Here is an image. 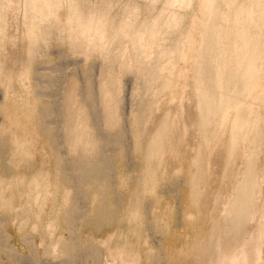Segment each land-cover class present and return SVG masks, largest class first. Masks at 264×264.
I'll return each mask as SVG.
<instances>
[{
    "label": "rangeland",
    "instance_id": "obj_1",
    "mask_svg": "<svg viewBox=\"0 0 264 264\" xmlns=\"http://www.w3.org/2000/svg\"><path fill=\"white\" fill-rule=\"evenodd\" d=\"M0 1V13L3 14H0V264H121V251L135 256L134 264H201L203 241L211 238L212 226L220 223L221 212L224 214L223 209L231 206L230 198L244 181L245 161L251 155L254 182L246 188L251 189L250 207L254 209V215L244 223L248 232L254 227V232L259 229V248L252 256L255 259L260 254L258 264H264V99L261 98L264 95L261 90L264 88V71L261 78L255 77L260 84L252 91L255 93L256 90V96L252 92L249 93L253 95L247 94L251 97L243 95L248 91L242 92V96L238 94V110H235L241 114L242 110L247 111L245 105L261 99L258 105L257 102L252 104L257 106L254 109L251 105V109L258 111L256 107L261 103L262 110L256 113L248 109L250 116L260 118L261 125H254L256 120L253 118L246 129L256 134L257 129L255 131L253 127L260 125L258 132L262 138L258 140L259 137L253 133L249 135L243 129L246 138L241 132V138L237 140V145L240 144L230 157L225 153L228 137V123L225 122L219 129L218 141L213 142L209 152L203 155L202 177L197 170L201 131L190 93L191 81L182 73L201 59V56H195L192 47L203 31L205 20L211 21L204 11V0L181 4L171 0ZM50 3L57 7L54 9ZM218 3L220 14L214 21L217 29L222 28L223 32L213 35V47L222 45L225 48L222 56H228L225 52L230 54L238 40L246 34L252 37L256 32L258 70L259 66H264V0L260 3L259 24L253 30L244 26L245 15L240 20L234 15L238 7L250 6L251 0H220ZM36 7L43 10L36 11ZM44 8L50 9L49 12ZM76 10L78 12L74 14ZM90 19L100 21V32L81 31L85 21ZM151 21L162 25L158 26L162 30L156 27L154 34H161V39L167 35L166 39L163 37L164 41L162 39L163 44L156 39L159 36L152 38L153 35L148 34L144 25ZM166 22H171V26ZM103 25L107 26L104 27L106 30ZM140 26L145 31H141ZM139 29L142 44L137 40ZM120 30L122 34L119 35ZM189 32L191 41L186 38ZM157 45L159 48L155 47ZM139 51L144 58L137 54ZM159 67L164 70V75L163 70L157 71ZM262 70L264 67L260 73ZM165 74L166 78L162 79ZM203 81L207 84L200 81L201 85L204 83L209 90L217 89L211 85L212 81ZM235 111L231 117L237 116ZM179 115H183V129L187 131H184L183 141H176L167 134L170 121ZM249 136L255 137V141L250 139L253 146L256 145L254 148L249 144ZM244 150L246 152H242ZM246 153L250 156L242 157Z\"/></svg>",
    "mask_w": 264,
    "mask_h": 264
},
{
    "label": "bare ground",
    "instance_id": "obj_2",
    "mask_svg": "<svg viewBox=\"0 0 264 264\" xmlns=\"http://www.w3.org/2000/svg\"><path fill=\"white\" fill-rule=\"evenodd\" d=\"M19 1V0H18ZM23 1V0H22ZM46 0H43V2H45ZM48 2L50 1V0H47ZM128 1H130V0H128ZM153 1V0H152ZM157 1V0H156ZM166 1V0H165ZM168 1V0H167ZM170 1V0H169ZM172 1H175V2H177V1H179L180 2V4H181V2H188L189 0H171V2ZM190 1H193V0H190ZM189 1V2H190ZM203 1V0H202ZM205 1V2H204ZM203 2H204V4H205V10L204 11H206V15L208 16V18H209V20L211 19V21L208 23L206 20H205V22H204V25H203V31L201 32V34L199 35V38L197 39V40H195L194 41V45H193V47H192V50L194 51V54H195V56L197 55H199V56H201V59H197L196 60V62L195 63H192L191 64V66L189 67V69L188 70H185L183 73H182V75L183 74H185V76H189V79H190V81H191V90H190V93H191V96H192V98L194 99V104H195V108H194V112H195V116L197 117L196 118V121H197V126L199 127V130L201 131V149L198 151V174H199V176L200 177H202L203 176V155H205V154H207L208 152H209V148H210V145H212V143L213 142H216V141H218V138H219V129H220V127H222L223 125H224V123L225 122H227L228 123V129H227V140H226V147H225V153H226V155H230V157H231V155L232 154H234L235 152H236V145H237V140H238V137H239V140H240V138H241V136H240V134H241V132L242 133H245L246 131H247V127L249 128L250 126H249V124L251 125V119L253 120V118H254V115L253 116H250V110H254L255 108V106H257L258 105V102H260L261 101V99L259 98V96H261L262 94H263V90H264V88L263 89H261L262 90V94L261 95H259L257 98L258 99H260V101L258 100V102L257 101H255V102H257V105H254V107H253V105L252 104H254L255 102H252L251 104L250 103H248V104H250V105H245V107L247 108V111H248V113H247V111L245 110V111H243V112H246V113H243L242 111H241V114H239L240 113V111H239V113L237 112V111H235L238 107H237V98H238V94H239V96H242V95H240L242 92L244 93L245 91H248L246 94H243V95H245L246 97H251L250 95L249 96H247V94L249 93V92H252L253 90H254V88L256 87V86H258V84H259V82H258V78L255 80V77L256 76H258V77H260V76H263V71L264 70H262L261 71V73H260V70L264 67V66H259V68H258V70H257V66H256V63H255V61H256V58H255V56L257 55V53H259V52H257L256 50L259 48H257L256 47V43L254 44V41L256 42L257 41V38H256V35H258V34H256V32H253L254 34L252 35V37H250L248 34H246V36H245V32L243 31V34H244V36L245 37H243L242 39H240V41L238 40V42H236L235 40V44H234V46H233V51H231V53L229 54V53H227V52H225L228 56H222V54H223V50L225 49V48H223L222 47V45L218 48V47H213L214 45V39H213V35L214 34H221L222 32H223V30H218L217 29V27L215 26V21H214V19H216L215 17H217L220 13H219V9H218V1H220V0H204ZM238 1V0H237ZM252 1V3H251V5L250 6H246V7H244V6H240V7H238V9L234 12V15H235V18L236 19H238V20H240V19H243V17H244V15H245V19H246V25H244V26H246L248 29H251V30H253V29H256V27L258 26V24H259V22H258V16H260L259 14H260V12H259V10H260V3H261V0H251ZM27 1L25 0V3H26ZM34 2H36L35 0H34ZM37 2H38V0H37ZM41 2V1H40ZM53 2V1H52ZM55 2H56V0H55ZM54 2V3H55ZM68 2V1H67ZM75 2H77L76 0H75ZM119 2V1H118ZM133 2H135V1H133ZM132 2V3H133ZM154 2V1H153ZM0 3H1V1H0ZM7 3V2H6ZM9 3H10V1H9ZM9 3H7V5L9 4ZM64 3V2H63ZM69 3V2H68ZM71 3V2H70ZM128 3V2H127ZM2 4V3H1ZM24 4V3H23ZM40 4V3H39ZM42 4V3H41ZM40 4V5H41ZM87 4V3H86ZM85 4V5H86ZM101 4V3H100ZM151 4V3H150ZM149 4V5H150ZM166 4V3H165ZM185 4V3H184ZM184 4H182L183 6H184ZM186 4H188V3H186ZM202 4V3H201ZM249 4V3H248ZM5 5V4H4ZM3 5V6H4ZM10 5V4H9ZM9 5H8V7H9ZM26 5V4H25ZM47 5V4H46ZM49 5V4H48ZM50 5H53V4H51L50 3ZM56 5H57V3H56ZM61 5V4H60ZM60 5H58V6H60ZM168 5V4H167ZM167 5H163V6H166L167 7ZM190 5V4H189ZM264 5V4H263ZM19 6V5H18ZM17 6V7H18ZM28 6H30V5H28ZM36 6H38L37 4H36ZM54 7V9L57 7H55V5H53ZM72 6V5H71ZM71 6H70V8H71ZM79 6V5H78ZM83 6V5H82ZM13 7V6H12ZM27 7V6H26ZM25 7V8H26ZM34 7H35V5H34ZM43 7V6H42ZM40 8V9H38L37 7H36V11L37 10H40L41 11V9L43 10V8ZM49 7V6H48ZM73 8H75L76 7V5L75 6H72ZM80 7V6H79ZM131 7V6H130ZM170 7V6H169ZM175 7V6H174ZM182 7V6H181ZM193 7V6H192ZM196 7V6H195ZM232 7V6H231ZM2 9H3V7H1ZM15 8V7H14ZM46 8H47V6H46ZM46 8H44L45 10H47ZM81 8V7H80ZM99 8H101V7H99ZM133 8V7H132ZM163 8H165V7H163ZM186 8H187V6H186ZM1 9V10H2ZM30 9V8H29ZM31 9H32V7H31ZM35 9V8H34ZM49 9V8H48ZM67 9H69V8H67ZM97 9H98V6H97ZM137 9V8H136ZM204 9V8H203ZM11 10V9H10ZM17 10H19V9H17ZM16 10V11H17ZM50 10V9H49ZM49 10H47V12H49ZM126 10H127V8H126ZM133 10H135V9H133ZM152 10V9H151ZM154 10V9H153ZM165 10H166V8H165ZM176 10V9H175ZM174 10V11H175ZM3 11V10H2ZM7 11V10H6ZM22 11H23V9H22ZM26 11H27V8H26ZM35 11V10H34ZM35 11V12H36ZM40 11H38V13L40 12ZM57 11V10H56ZM55 11V12H56ZM69 11V10H68ZM71 11H72V9H71ZM73 11H74V9H73ZM95 11V10H94ZM163 11H164V9H163ZM44 12V11H43ZM46 12V14L48 15V14H50V13H47ZM53 12V11H52ZM78 11L76 10V12H74V14L75 13H77ZM99 12V11H98ZM103 12V11H102ZM106 12V11H105ZM108 12V11H107ZM134 12V11H133ZM202 12V11H201ZM2 13V12H1ZM0 13V14H1ZM13 13V12H12ZM19 13V12H18ZM27 12H25V14H26ZM29 13V12H28ZM31 13V12H30ZM38 13H37V16H38ZM73 13V12H72ZM80 13V12H79ZM130 13V12H129ZM131 13H132V11H131ZM136 13H137V11H136ZM152 13V12H151ZM164 13V12H163ZM162 13V14H163ZM205 13V12H204ZM224 13V12H223ZM33 14V13H32ZM35 14V13H34ZM57 14V13H56ZM70 14V13H69ZM90 14V13H89ZM125 14V13H124ZM134 14V13H133ZM161 14V13H160ZM161 14V15H162ZM167 14V13H166ZM3 14H1V16H2ZM7 15V14H6ZM42 15V13L39 15V17ZM51 15H53L52 13H51ZM55 15V14H54ZM83 15V14H82ZM100 15V14H99ZM104 14H102V16H103ZM131 15V14H130ZM130 15H128V17H130ZM134 15H136V14H134ZM157 15V14H156ZM170 15L172 16L173 15V13L171 14L170 13ZM177 15H179V13H177ZM184 15V14H183ZM183 15H182V17H183ZM201 15H202V13H201ZM264 15V14H263ZM25 16V15H24ZM29 16V15H28ZM35 16V18H36V15H34ZM34 16H32L33 18H34ZM74 16V15H73ZM78 16H79V14H78ZM81 16V15H80ZM79 16V17H80ZM170 16V17H171ZM174 16H176V14L174 15ZM173 16V17H174ZM25 17H27V15L25 16ZM30 17L31 16H29V19H30ZM51 17V16H50ZM56 17V16H55ZM70 17V16H69ZM75 17L76 16H74V21H75ZM94 17H96V14H95V16ZM104 17V16H103ZM106 17H108V16H106ZM127 17V16H126ZM134 17H136V16H134ZM139 17V16H138ZM161 17V16H160ZM169 17V16H168ZM167 17V18H168ZM15 18V17H14ZM18 18V17H17ZM17 18H16V20H17ZM28 18V17H27ZM54 18V17H53ZM70 18H72V17H70ZM70 18H68V19H70ZM85 18V17H84ZM98 18H99V16H98ZM97 18V19H98ZM100 18H101V16H100ZM105 18V17H104ZM104 18H103V21H106V20H104ZM130 18H132V16L130 17ZM154 18V17H153ZM159 17H157L156 19H158ZM164 18V17H163ZM1 19V18H0ZM38 18H36V20H37ZM42 19V18H41ZM96 19V20H97ZM134 19V18H133ZM180 19H181V17H180ZM192 19V18H191ZM263 19V18H262ZM2 20V19H1ZM15 20V19H14ZM26 20V19H25ZM28 20V19H27ZM31 20V19H30ZM34 20V19H33ZM32 20V21H33ZM44 20V18L42 19V21ZM49 20H50V18H49ZM78 20V19H77ZM80 20V19H79ZM81 20H83V17H82V19ZM85 20V19H84ZM101 20V19H100ZM128 20V19H127ZM131 20V19H130ZM158 20H161L162 22H164L162 19H158ZM170 19H168V21H169ZM175 20V19H174ZM174 20H173V22H174ZM183 20V19H182ZM182 20H180V23H181V21ZM201 20H202V18H201ZM218 20V19H217ZM7 21V20H6ZM5 21V22H6ZM10 21V20H9ZM47 21V20H46ZM69 21V20H68ZM111 21H113L112 19H111ZM132 21V20H131ZM260 21V20H259ZM263 21V20H262ZM41 22V21H40ZM40 22L38 23V24H40ZM53 22V21H52ZM55 22H57V21H55ZM78 23H79V21H77ZM82 22V21H81ZM101 22H102V20H101ZM126 22V21H125ZM125 22H124V24H123V26L125 25ZM133 22H134V20H133ZM152 23L150 24L149 23V25H146L148 22H146V24L144 25L143 23H142V25H144V26H146L145 28H147L148 30V34H151V35H153V37L152 38H155L154 37V35H157V36H159V37H156V39L158 38V40H159V42L160 41H162V39H163V37H165V36H162V39H161V37H160V35L161 34H154V33H156V27L158 28V26L159 25H157V23L158 22H156V21H151ZM173 22H172V25H173ZM178 22V21H177ZM236 22L238 23V21L236 20ZM261 22V21H260ZM1 23V22H0ZM24 23V22H23ZM27 24L29 23V22H26ZM33 23H37V22H33ZM41 23H44V22H41ZM46 23V22H45ZM70 23H71V21H70ZM74 23V25H75V22H73ZM78 23H76L77 24V26H78ZM107 23V22H106ZM105 23V24H106ZM123 23V22H122ZM128 23H130V22H128ZM171 23V22H170ZM169 23V24H170ZM218 23V22H217ZM216 23V24H217ZM240 23V22H239ZM245 23V22H244ZM3 24H4V22H3ZM15 24H17V23H15ZM32 24V22L30 23V25ZM64 24V23H63ZM104 24V23H103ZM112 24V23H111ZM131 24V23H130ZM133 24V23H132ZM132 24H131V26H132ZM159 24H161V22L159 23ZM163 24V23H162ZM166 24H167V22H166ZM169 24H167V26H169ZM177 24V23H176ZM188 24V23H187ZM201 24V23H200ZM261 24V23H260ZM2 25V24H1ZM5 26H6V24H4ZM43 25V24H42ZM49 25V24H48ZM52 25V24H51ZM72 25V24H71ZM82 25V24H81ZM126 25H128L127 23H126ZM134 25V24H133ZM165 25V24H164ZM178 25V24H177ZM176 25V26H177ZM180 25V24H179ZM201 25V26H202ZM221 25V24H220ZM220 25H217L218 27L220 26ZM264 25V24H263ZM19 26V25H18ZM35 26V25H34ZM37 26V25H36ZM35 26V27H36ZM39 26V25H38ZM37 26V27H38ZM41 26V25H40ZM120 26H122V25H120ZM162 26V25H161ZM161 26H159V27H161ZM166 26V25H165ZM170 26H171V24H170ZM169 26V27H170ZM175 26V27H176ZM197 26V25H196ZM196 26H195V28H196ZM1 27V26H0ZM16 27V26H15ZM30 27V26H29ZM31 27H33V26H31ZM43 27H45V26H43ZM52 27V26H51ZM71 27H73V26H71ZM104 27H107V26H104L103 25V28ZM111 27V26H110ZM125 27V26H124ZM142 26H140V28H141ZM175 27H173V28H175ZM223 27V26H222ZM227 27V26H226ZM245 27V28H246ZM28 28V27H27ZM66 28V27H65ZM76 28V27H75ZM74 28V29H75ZM112 28V27H111ZM127 28H130V26H127ZM164 28H166V27H164ZM172 28V29H173ZM194 28V29H195ZM220 28V27H219ZM246 28V29H247ZM37 29V28H36ZM39 29V28H38ZM78 29V28H77ZM100 29H101V24H100V21L98 22V21H94L93 19H90V20H86L85 21V23H84V27L82 28V32L84 31V32H89L90 30H98L99 32H100ZM105 29V28H104ZM103 29V30H104ZM119 29H122V27H120ZM175 29H177V28H175ZM0 30H1V28H0ZM18 30V29H17ZM43 30V29H42ZM106 30V29H105ZM125 30H126V27H125ZM143 30V28H141V31ZM158 30L160 31V30H162V28H158ZM168 30V29H167ZM171 30V29H170ZM169 30V31H170ZM188 30H190V29H188ZM243 30H245V29H243ZM263 30V29H262ZM34 32H36L35 31V29L33 30ZM78 31H80V30H78ZM77 31V32H78ZM80 31V32H81ZM97 31V32H98ZM112 31V30H111ZM141 31H140V29H139V31L137 32L138 33V35H137V40H138V42L139 43H141L142 44V41H141V37H142V33H141ZM143 31H145V30H143ZM165 32H166V29L164 30ZM175 31V30H174ZM242 31V30H241ZM241 31H238V33H240ZM30 32V31H29ZM47 32V31H46ZM163 32V31H162ZM168 32V31H167ZM196 32V31H195ZM260 32V31H259ZM1 33H2V31H1ZM103 33H104V31H103ZM106 33V32H105ZM158 33V32H157ZM160 33V32H159ZM171 33H173V32H171ZM175 33H176V31H175ZM249 33H250V30H249ZM34 35H35V33H33ZM72 34V33H71ZM75 34V33H74ZM118 34V33H117ZM120 34H122L121 33V30H120V33H119V35ZM163 34H166V33H163ZM182 34V33H181ZM224 34H228L227 33V31H225V33ZM252 34V33H251ZM68 35H70V34H68ZM147 35V34H146ZM150 35V36H151ZM223 35V34H222ZM3 36V35H2ZM32 36V35H31ZM77 36V35H76ZM84 36V35H83ZM104 36V35H103ZM171 36V35H170ZM219 36V35H218ZM235 36V35H234ZM10 37V36H9ZM42 37V36H41ZM70 37V36H69ZM79 37V36H78ZM102 37V36H101ZM117 37V36H116ZM123 37V36H122ZM223 37V36H222ZM224 37H226L225 35H224ZM223 37V38H224ZM228 37V36H227ZM242 37V36H241ZM259 37V36H258ZM3 37H1V39H2ZM118 39H119V37H117ZM148 38H150V37H148ZM161 40H160V39ZM167 38V35H166V37L164 38V39H166ZM168 38H169V36H168ZM186 38H187V40L189 39H191L192 38V36H191V33L189 32V34H187V36H186ZM220 38V37H219ZM69 39H72V37L71 38H69ZM74 39V38H73ZM78 39V38H77ZM93 39V38H92ZM97 39V38H96ZM155 39V40H156ZM164 39H163V41H164ZM173 39V38H172ZM193 39V38H192ZM236 39V38H235ZM83 40V39H82ZM86 40V39H85ZM120 40V39H119ZM123 40V39H122ZM153 40V39H152ZM158 40H156V42L157 43H159L158 42ZM168 40V39H167ZM176 40V39H175ZM223 40V39H222ZM261 40V39H260ZM1 41V40H0ZM3 41V40H2ZM12 41V40H11ZM43 41V40H42ZM77 41V40H76ZM87 41H88V39H87ZM94 41V40H93ZM106 41V40H105ZM115 41V40H114ZM163 41H162V44H163ZM191 41V40H190ZM218 41V40H217ZM78 42V41H77ZM80 39H79V44H80ZM84 42V41H83ZM154 42V41H153ZM219 42V41H218ZM222 42V41H221ZM260 42V41H259ZM263 42V41H262ZM86 42H84V44H85ZM91 43V42H90ZM117 43V42H116ZM165 43V42H164ZM223 43H225V42H223ZM222 43V44H223ZM264 43V42H263ZM98 44V43H97ZM161 44V45H162ZM174 44V43H173ZM185 44V43H184ZM189 44V43H188ZM220 44V43H219ZM36 45V44H35ZM78 45V44H77ZM81 45V44H80ZM86 45H88V44H86ZM92 45V44H91ZM106 45L107 44H105V47H106ZM112 45H114V44H112ZM137 45V44H136ZM158 45H160V43L158 44ZM158 45L157 46H155L156 48L158 47ZM159 46V47H161V48H163L162 46ZM216 45V44H215ZM224 45V44H223ZM83 46V45H82ZM85 46V45H84ZM92 46H94V45H92ZM119 46V45H118ZM141 46H143V45H141ZM164 46H165V44H164ZM187 46V45H186ZM230 46V45H229ZM28 47V46H27ZM121 47V46H120ZM137 47V46H136ZM152 47V46H151ZM151 47H149V48H151ZM154 47V48H155ZM158 47V48H159ZM185 47V46H184ZM261 47V46H260ZM104 48V47H103ZM145 48V47H144ZM156 48H155V51H156ZM167 48V47H166ZM174 48H175V46H174ZM188 49H189V47H187ZM218 48V50H219V52H217L216 51V49ZM228 48V47H227ZM230 48V47H229ZM94 49V48H93ZM97 49V48H96ZM105 49V48H104ZM107 49V48H106ZM105 49V50H106ZM138 49H141V47L140 48H138ZM138 49H136V50H138ZM164 49H165V47H164ZM184 49V48H183ZM88 50V49H87ZM110 50V49H109ZM153 51H154V49H152ZM158 50V52H159V49H157ZM187 50V49H186ZM260 50H261V48H260ZM263 50V49H262ZM154 51V53H156ZM160 51H161V49H160ZM167 51V50H166ZM226 51V50H225ZM91 52V51H90ZM103 52H104V50H103ZM103 52H101V54L103 53ZM169 52V51H168ZM262 52V51H261ZM260 52V53H261ZM264 52V51H263ZM164 53V52H163ZM193 53V52H192ZM191 53V54H192ZM222 53V54H221ZM104 54V53H103ZM116 54V53H115ZM137 54H140L141 55V53H140V51H139V53L137 52ZM137 54H136V60H137ZM143 54V53H142ZM158 54H160V52L158 53ZM225 54V55H226ZM111 55V54H110ZM173 55V54H172ZM187 55V54H186ZM144 56V55H143ZM142 55L140 56V57H143ZM192 56V55H191ZM258 56H259V54H258ZM147 57V56H146ZM146 57H145V59H146ZM144 58V57H143ZM142 58V59H143ZM162 58V57H161ZM260 58V57H259ZM258 58V59H259ZM131 59V58H130ZM144 59V60H145ZM184 59H186V58H184ZM193 59H195V58H193ZM143 60V61H144ZM147 60V59H146ZM145 60V61H146ZM213 60H215V61H213ZM148 61V60H147ZM152 61V60H151ZM185 61H187V60H185ZM212 61H213V63H215V64H212ZM258 61V60H257ZM261 61V60H260ZM158 62V61H157ZM191 62V61H190ZM262 62V61H261ZM112 64V63H111ZM130 64H132V63H130ZM149 64V63H148ZM257 64H258V62H257ZM169 65V64H168ZM214 66L213 68L211 67V66ZM260 65V64H259ZM262 65V64H261ZM136 66V65H135ZM139 66V65H138ZM143 67H144V65H142ZM102 67V66H101ZM105 66H103V68H104ZM162 67V66H161ZM27 68V67H26ZM145 68V67H144ZM147 68V67H146ZM162 68H165V67H162ZM171 68H173V65H172V67ZM171 68L169 67V69L171 70ZM128 69H130V68H128ZM2 70V69H1ZM103 69H101L100 71H102ZM146 70H149V69H146ZM153 70V69H152ZM158 70H163V69H161L160 67H159V69H157V71ZM173 70V69H172ZM175 70V69H174ZM27 71V70H26ZM123 71V70H122ZM154 71H156V70H154ZM167 71V70H166ZM165 71V72H166ZM257 71H259V73L257 72ZM167 72H170L169 70L167 71ZM180 72H182V71H180ZM158 73V72H157ZM162 73V72H161ZM159 74V73H158ZM163 75H164V70H163V73H162ZM167 74V73H166ZM166 74H165V76H159L158 78H166ZM171 74H173L174 75V72L172 73L171 72ZM178 74H180V73H178ZM257 74H261V75H257ZM161 75V74H160ZM170 75V74H169ZM181 75H179L178 76V80H180L179 79V77H180ZM117 78V77H116ZM160 78V79H161ZM168 78H169V76H168ZM170 78H171V75H170ZM174 78V77H173ZM183 78V77H182ZM188 78V77H187ZM261 78V77H260ZM263 78H264V76H263ZM162 79H161V81L160 82H162ZM210 80L209 82H211L212 81V83L213 84H211L212 86L214 85V87H216L217 89V91L215 90H209V88L207 87V86H205V87H207V88H205L204 87V83L201 85V82L200 81H202V82H206V81H203V80ZM177 80V81H178ZM170 81V80H169ZM186 81V80H185ZM259 81H260V79H259ZM261 81H262V79H261ZM104 82H106V81H104ZM182 82V81H181ZM103 83V82H102ZM110 83V82H109ZM262 83V82H261ZM263 83H264V79H263ZM263 83H262V85H263ZM95 84V83H94ZM104 84V83H103ZM114 84H116L115 82L113 83V85H112V87L114 86ZM206 84H207V82H206ZM46 85V84H45ZM102 85V84H101ZM110 85V84H109ZM260 85V84H259ZM29 86V85H28ZM100 86V85H99ZM98 86V87H99ZM116 86H118V85H116ZM211 86V87H212ZM94 88H95V86H93ZM97 87V88H98ZM105 87H107V86H105ZM109 87V86H108ZM261 87V86H260ZM100 88V87H99ZM110 89H111V87H110ZM190 89V88H189ZM212 89H215V88H213L212 87ZM224 89V91H222ZM256 89V88H255ZM94 90V89H93ZM98 90V89H97ZM96 90V91H97ZM100 90V89H99ZM104 90V89H103ZM109 90V89H108ZM112 90H114V88H112ZM258 90V89H257ZM95 91V92H96ZM107 91V90H106ZM105 91V92H106ZM183 91V90H182ZM53 92V91H52ZM93 92V91H92ZM94 92V93H95ZM239 92V93H238ZM260 90H259V94H260ZM99 94L101 93V90L98 92ZM188 93V92H187ZM253 93V92H252ZM252 93H249V94H252ZM255 93H257L256 92V90H255ZM255 93H253L254 95H255ZM44 94V93H43ZM106 94V93H105ZM120 94V93H119ZM183 94H184V92H183ZM252 94V95H253ZM102 95V94H101ZM51 96V95H50ZM103 96L104 95H102V98H103ZM121 96V95H120ZM256 96V95H255ZM46 97V96H45ZM107 97V96H106ZM188 97V96H187ZM95 98V97H94ZM261 98L262 99H264V95L263 96H261ZM186 99V98H185ZM113 100V99H112ZM175 100V99H174ZM179 100H180V98H179ZM53 101V100H52ZM107 101V100H106ZM173 102V101H172ZM171 102V103H172ZM175 102V101H174ZM264 102V101H263ZM262 102V103H263ZM97 103V102H96ZM114 103V102H113ZM184 103V102H183ZM88 104V103H87ZM110 104V103H109ZM108 104V105H109ZM179 104H180V102H179ZM256 104V103H255ZM261 104V103H260ZM259 104V108L258 107H256V109H259V110H262V109H260V108H262L263 107V105H262V107H260L261 105ZM34 105V104H33ZM182 105V104H181ZM251 105H252V107L254 108V109H251L252 107H251ZM90 106V105H89ZM104 106V105H103ZM113 106H114V104H113ZM243 106V105H242ZM250 106V107H249ZM91 107V106H90ZM109 107H112L111 106V104H110V106ZM74 108V107H73ZM89 108V107H88ZM105 108V107H104ZM182 108V107H181ZM250 108V110H248ZM33 109V108H32ZM90 109V108H89ZM245 109V108H244ZM35 110V109H34ZM98 110V109H97ZM183 110V109H182ZM238 110V109H237ZM240 110V109H239ZM259 110L258 111H255L254 110V112H259ZM101 111H102V109H101ZM107 111H109V110H107ZM107 111H105V113L107 112ZM112 111V110H111ZM237 112V116H235V115H233V117H231V113H233V112ZM250 111V112H249ZM102 112H104V110L102 111ZM110 112V111H109ZM175 112H176V110H175ZM184 113V112H183ZM256 113H255V115H256ZM92 114V113H91ZM101 114H103V113H101ZM254 114V113H253ZM94 115V114H93ZM174 115V114H173ZM258 115H260V113L258 114ZM262 115V114H261ZM169 116V115H168ZM176 116V115H175ZM175 116H173V117H175ZM123 117V116H122ZM260 117V116H259ZM92 118V117H91ZM256 118V119H255ZM254 118V120L253 121H255V124L254 125H257V123H259V120H260V118H259V120H257V118H258V116L257 117H255ZM262 118V117H261ZM264 118V117H263ZM184 118H183V115L182 116H177V117H175V118H173L171 121H170V123H169V127L167 128V134H169L173 139H175L176 141H183L184 140V121H185V119L183 120ZM46 120V119H45ZM98 120H100V119H98ZM98 120H97V122H98ZM93 121H94V119H93ZM96 121V120H95ZM261 121V120H260ZM263 121V120H262ZM96 122V123H97ZM94 123V122H93ZM96 123H94V124H96ZM254 123V122H253ZM263 123V122H262ZM192 124H193V122H192ZM260 124V123H259ZM101 125V124H100ZM227 125V124H226ZM261 125V124H260ZM260 125H258V126H256V127H253V125H252V127L253 128H255L254 130L256 131V129H257V131H256V134H254L255 132H252V130L250 131V132H248L249 133V135H250V133L252 134H254V135H256V137H259L258 138V140L259 139H261L262 137H260V136H262L261 134H260V136H259V133H260V131L258 132V130L261 128L260 127ZM98 126V125H97ZM225 126V125H224ZM258 127V128H257ZM260 127V128H259ZM98 128V127H97ZM186 129V128H185ZM193 129V128H192ZM243 129H246V131H244L243 132ZM263 129V128H262ZM71 130V129H70ZM166 130V129H165ZM249 130V129H248ZM59 131V130H58ZM57 131V132H58ZM81 131H82V126H81ZM98 131H99V129H98ZM185 132H187V131H185ZM262 132V131H261ZM165 133V132H164ZM197 133V132H196ZM199 133V132H198ZM224 133V131L221 133V134H223ZM60 134V133H59ZM99 134H100V132H99ZM98 134V135H99ZM252 134V135H253ZM264 134V133H263ZM168 135V136H169ZM186 135V134H185ZM198 135V134H197ZM245 135V138H246V133L244 134ZM243 135V136H244ZM161 136H163V135H161ZM76 137V136H75ZM110 138V137H109ZM108 138V139H109ZM244 138V137H243ZM245 138H244V142H245ZM254 138V139H253ZM58 139V138H57ZM250 139H252V140H254L255 141V137L254 136H252V138H251V136H249L248 137V141L250 140ZM123 140V139H122ZM256 140H257V138H256ZM257 140V141H258ZM159 141V140H158ZM242 141V140H241ZM247 141V142H248ZM62 142V141H61ZM124 142V141H123ZM154 142V141H153ZM247 142H245V143H247ZM250 143L249 144H252L253 143V141L251 142V140L249 141ZM59 143V142H58ZM82 143V142H81ZM221 143V142H220ZM242 143V142H241ZM255 143V142H254ZM260 143H262V141L260 142ZM259 143V144H260ZM76 144V143H75ZM85 144V143H84ZM125 144V143H124ZM239 144H240V142H239ZM238 144V145H239ZM243 144V143H242ZM158 145V144H157ZM161 145V144H160ZM198 145V144H197ZM237 145V146H238ZM252 146H253V144H252ZM254 146H256V145H254ZM254 146H253V148H254ZM81 147V146H80ZM84 147V146H83ZM87 147V146H86ZM104 147V146H103ZM160 147V146H159ZM169 147V146H168ZM199 147H200V145H199ZM250 147V146H249ZM74 148V147H73ZM251 148V147H250ZM249 148V149H250ZM258 148V147H257ZM105 149V148H104ZM214 149H215V146H214ZM248 149V148H247ZM248 149V150H249ZM261 149V148H260ZM259 149V150H260ZM151 149H149V151H150ZM249 151H251V149L249 150ZM255 151V150H254ZM168 152V151H167ZM242 152H246V150H244V151H242ZM253 152V151H252ZM251 152V153H252ZM60 153H61V150H60ZM259 153V152H258ZM243 154V153H242ZM247 154V153H246ZM60 155V154H59ZM255 155V154H254ZM246 156H250V153H248L247 155H245V156H242V157H246ZM229 157V158H230ZM65 158V157H64ZM68 158V157H67ZM195 158V157H194ZM253 156L251 155V158L249 157V158H247L246 159V161H245V172H244V175H245V177H244V181H243V183L241 184V187H239L238 189H237V191L235 192V194H234V197L233 198H230V199H232L231 200V206H229V207H225L226 209H223V213L224 214H222V212H221V215H220V217L218 218L219 220H220V223H216V224H214L213 226H212V228H211V238L209 239V240H207L206 242L205 241H203V252H202V254H201V257H200V259H201V261H202V263L201 264H258V259H257V257L260 255H257V257L255 258V259H253V256L252 255H255L254 254V252L256 253L257 251L256 250H258V248H259V245H258V243H259V241H260V234H259V226H257L258 228V230L256 231V232H254L253 230H255V227L253 228V230H251V231H249L248 232V230L246 229V227H245V221L246 220H248V218L250 217V216H253L254 215V209L253 208H251L250 207V203L252 202V193H251V189H250V191L247 189V188H249L250 186H251V184H253V182H254V178H253V172H251V168H253ZM65 160H66V158H65ZM109 160V159H108ZM68 161V160H67ZM104 161V160H103ZM229 161H230V159H229ZM228 161V162H229ZM65 162V161H64ZM193 162H195V161H193ZM71 164V163H70ZM67 165V164H66ZM228 165V164H227ZM64 166V165H63ZM69 166V165H68ZM68 166H66V167H68ZM77 167V166H76ZM75 167V168H76ZM84 167V166H83ZM79 168V167H78ZM79 170V169H78ZM77 170V171H78ZM157 170V169H156ZM256 171V170H255ZM235 173V172H234ZM237 174V173H236ZM241 175V174H240ZM35 177V176H34ZM71 177V176H70ZM237 177V176H236ZM39 178V177H38ZM72 178V177H71ZM74 178V177H73ZM235 179V178H234ZM239 179V178H238ZM240 180V179H239ZM256 180H257V178H256ZM235 181V180H234ZM241 181V180H240ZM236 182V181H235ZM239 182V181H238ZM237 182V183H238ZM235 184V183H234ZM258 184V183H257ZM257 184H256V186H257ZM237 187H238V185H237ZM247 187V188H246ZM262 187V186H261ZM258 189V188H257ZM232 190V189H231ZM200 191V190H199ZM47 192V191H46ZM70 192V191H69ZM254 192V191H253ZM232 193V192H231ZM69 194V193H68ZM196 194V193H195ZM232 195H233V193H232ZM257 195V194H256ZM230 196V195H229ZM78 197V196H77ZM228 197V196H227ZM195 199H196V197H195ZM228 199V198H227ZM226 199V200H227ZM3 200V199H2ZM80 200V199H79ZM82 200V199H81ZM223 202V201H222ZM225 202V201H224ZM80 203H82V202H80ZM228 203H229V201H228ZM254 203H255V201H254ZM262 204H263V202H262ZM82 205V204H81ZM259 205V204H258ZM227 206V205H226ZM255 206V205H254ZM262 206V205H261ZM224 208V207H223ZM256 208V207H255ZM148 209V208H147ZM213 209V208H212ZM262 209H264V208H262ZM257 212V211H256ZM259 214H260V212H259ZM79 216V215H78ZM255 216H257L256 214H255ZM254 218V217H253ZM138 220V219H137ZM245 220V221H244ZM253 220V219H252ZM260 220H261V218H260ZM254 221V220H253ZM252 221V222H253ZM256 221V220H255ZM245 222V223H244ZM257 222V221H256ZM258 223H259V221H258ZM47 224H49V223H47ZM256 224V223H255ZM50 225V224H49ZM48 225V226H49ZM257 225V224H256ZM255 225V226H256ZM262 232H263V230H262ZM252 233V234H251ZM247 235V236H246ZM264 235V234H263ZM209 236V237H210ZM64 240V239H63ZM106 240V239H105ZM109 241V240H108ZM104 242H106V241H104ZM147 242V241H146ZM264 242V241H263ZM262 243V242H261ZM105 244V243H104ZM69 245V244H68ZM263 245V244H262ZM63 247H64V245H63ZM70 249V248H69ZM75 250H76V248H75ZM69 251V250H68ZM253 251V252H252ZM134 252V251H133ZM252 252V253H251ZM138 253V252H137ZM260 253V252H259ZM258 254V253H257ZM87 255V254H86ZM120 256H119V258H120V262H121V264H134V263H136V257L135 256H131L130 254H128V253H124V252H120V254H119ZM66 256V255H65ZM73 256H75V255H73ZM65 259H67L68 260V257L67 258H65ZM64 259V260H65ZM98 259V258H97ZM259 259H260V257H259ZM71 260H72V258H71ZM66 262V261H65ZM61 263V262H60Z\"/></svg>",
    "mask_w": 264,
    "mask_h": 264
}]
</instances>
